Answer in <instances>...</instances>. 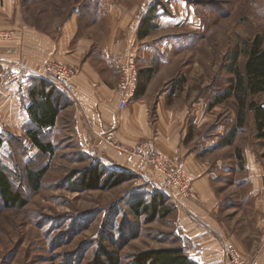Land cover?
<instances>
[{"label":"rangeland","instance_id":"obj_1","mask_svg":"<svg viewBox=\"0 0 264 264\" xmlns=\"http://www.w3.org/2000/svg\"><path fill=\"white\" fill-rule=\"evenodd\" d=\"M14 1V18L3 10L8 2L0 3V56L5 62L20 57L26 26L56 39L76 18L85 37L105 40L97 24L104 21L111 25L108 4L116 3L123 13L132 12L139 25L154 8L157 29L144 39L147 43L155 40L145 52V63L158 70L152 88L156 94L147 102L152 124L186 128L185 146L193 153V164L202 168V175L197 176L208 177L209 185L200 198L193 191L200 178L185 169L194 180L193 198L182 201L164 193L146 175L136 173H129L131 178L114 188L77 190L72 185L80 174L75 178L72 174L96 160L110 171H122L87 154L71 132L52 131L54 155L40 153L22 126L15 130L9 125L6 96L1 93L4 87H0V165L28 200L23 209L0 207V264H92L101 248L116 253L117 264H133L141 252L180 246L201 264L200 235L211 233L205 229L199 232L205 228L204 218L224 233L223 239L219 237L221 249H214L225 253L228 240L235 242L229 248L246 260L254 264L264 261V140L258 139L249 112L234 144L219 147L222 137L237 124L238 107L234 98L212 106L231 86L235 68L244 70L248 45L257 37L264 40V0ZM128 33L131 38L132 32ZM141 41L136 40L139 47ZM8 70L0 66V74ZM182 78L186 82L183 91L173 94ZM160 102L161 115L157 116L155 108ZM45 166L49 170L41 189L33 193L28 188L27 171ZM158 191L166 206L156 220L135 216L132 207L150 201ZM211 234L214 238L201 248L207 256L218 238Z\"/></svg>","mask_w":264,"mask_h":264},{"label":"crops","instance_id":"obj_2","mask_svg":"<svg viewBox=\"0 0 264 264\" xmlns=\"http://www.w3.org/2000/svg\"><path fill=\"white\" fill-rule=\"evenodd\" d=\"M4 1L8 2L7 8H3L8 13L7 16L16 17L15 1L3 0V3ZM108 5V20H111V25L104 21L99 22L103 24H97L105 35V40H96L95 36L91 39L85 37L83 34L85 31L80 29L75 16L73 17L75 19L61 30L56 39L30 27L23 28L25 38L20 57L5 62V59L0 56V66L20 72L23 80L21 85L9 84L1 91L6 96L9 125L15 130L22 126V130L26 133V129L31 125L28 109L32 102L29 93L34 81L43 79L55 86V95L63 107L56 126L51 132H71L73 139L87 154L103 159L106 165L109 162L115 166L116 170L143 174L157 182L147 167L122 150L131 149L139 142H146L199 179L197 175L198 173L202 175L200 172L202 168L198 164H193V153L188 152L185 146L186 136H188L186 128L179 125L171 127L168 123L161 126L160 122L158 127L157 124H152L147 102L153 97L154 92L156 94V91L152 89L154 78L142 98H134L124 110L119 108L116 89L120 80L122 59L131 49L138 63L142 64L143 68H150V65L145 63V52L150 45L155 44L153 43L155 40L147 43L144 41L145 38L141 39V47H139L136 42L139 39L136 38V33L139 26L137 22L140 20L137 19L135 23L132 12L123 13L116 3ZM128 29L132 32L131 38ZM51 59L70 65L76 70V80L70 92L58 86L48 76L46 67ZM160 105L161 102L155 108L157 116L161 115ZM162 119L165 121L164 118ZM109 135L114 137L122 149H113L107 144L106 137ZM207 178L203 176L198 180L200 182L194 183L193 191L200 198L206 195L203 192L209 185ZM203 222L205 228L200 229L199 232L204 229L211 230V233L218 237L217 241L210 245L211 248L221 249L222 240L219 237L223 239L222 229L214 226L208 219L204 218ZM226 241L228 243L226 247L230 244L235 245V242ZM203 251L199 249L198 259L202 258ZM188 255L191 256V254ZM240 256L243 257V255ZM263 262L258 261V264Z\"/></svg>","mask_w":264,"mask_h":264},{"label":"trees","instance_id":"obj_3","mask_svg":"<svg viewBox=\"0 0 264 264\" xmlns=\"http://www.w3.org/2000/svg\"><path fill=\"white\" fill-rule=\"evenodd\" d=\"M154 8H151L138 26L137 37L144 39L150 36L156 29ZM157 69L145 68L139 70V84L135 98H142L149 83L157 74ZM234 79L227 91L215 99L213 107L223 104L230 98L237 102V124L218 144L219 147L232 146L238 134L244 128L247 114L253 115L256 134L259 140H264V40L255 38L247 48V60L244 70H234ZM185 80L182 78L173 87L172 93L183 91ZM55 86L43 79H36L29 93L31 105L28 109L31 125L26 129V138L31 145L43 155L52 156L55 153V145L51 140V130L56 126L62 110L60 100L57 98ZM262 100H257L258 97ZM49 138V139H48ZM50 140V141H49ZM0 135V144H2ZM49 170L48 166L27 171L28 188L35 193L41 189L42 181ZM72 187L80 191L104 190L114 188L128 181L129 172L110 171L102 161L96 160L83 171L75 172ZM150 201H140L132 207V212L137 217L149 216V220H156L157 214L166 206V199L158 192ZM28 205L25 194L17 188L15 180L6 169L0 165V207L6 209H23ZM183 246L174 248H162L141 252L133 259V264H198L193 260ZM116 253L101 248L99 256L92 264H117Z\"/></svg>","mask_w":264,"mask_h":264},{"label":"built area","instance_id":"obj_4","mask_svg":"<svg viewBox=\"0 0 264 264\" xmlns=\"http://www.w3.org/2000/svg\"><path fill=\"white\" fill-rule=\"evenodd\" d=\"M139 65L137 57L133 50H129L120 64V80L117 87V96L119 99V108L124 110L128 107L137 93L139 84ZM46 72L58 86L65 91L70 92L76 77L75 72L69 70L64 64L56 60L48 62ZM23 82L20 72L10 69L6 74H0V87H5L9 84L21 85ZM107 144L116 149H122L116 143L114 137L109 135L106 137ZM134 159L138 160L145 167L148 168L155 176L158 185L162 191L176 200H184L193 198L192 185L193 178L188 172L179 164L169 159L163 153L157 151L149 143L137 144L131 149H122ZM214 238V236L205 231L200 235L199 247L204 248ZM202 244V245H201ZM208 252L203 251L201 264H254L240 256L236 250L227 247L226 252L218 249L211 251L209 256ZM225 255L224 259H221ZM217 260H219L217 262Z\"/></svg>","mask_w":264,"mask_h":264}]
</instances>
